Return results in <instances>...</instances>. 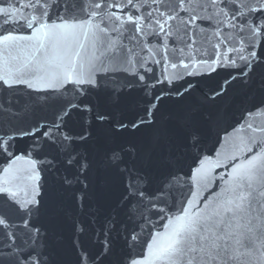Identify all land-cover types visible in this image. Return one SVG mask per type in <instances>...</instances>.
Segmentation results:
<instances>
[{
  "label": "snow or ice",
  "instance_id": "6c2138e0",
  "mask_svg": "<svg viewBox=\"0 0 264 264\" xmlns=\"http://www.w3.org/2000/svg\"><path fill=\"white\" fill-rule=\"evenodd\" d=\"M259 117L264 0H0V264H264Z\"/></svg>",
  "mask_w": 264,
  "mask_h": 264
},
{
  "label": "water",
  "instance_id": "95a60500",
  "mask_svg": "<svg viewBox=\"0 0 264 264\" xmlns=\"http://www.w3.org/2000/svg\"><path fill=\"white\" fill-rule=\"evenodd\" d=\"M99 53L96 52L90 44H86L85 46V50L82 51L81 55L82 57H84L86 60L87 59H92L94 58V55H98ZM20 59L21 62H27L32 58V54L28 51L25 52H21L20 54ZM143 55H147V53H144ZM38 59H40V70L38 72L39 75H50L52 72H54L56 69L54 67H52L49 62L43 57H39ZM224 73L221 72V75L219 77H216V79L221 80L222 82V78H223ZM17 95H20L22 97V99H26L25 96H23L22 93H18ZM36 118H39L40 116L44 115L43 111H41L40 109H37L36 111ZM258 119L264 120V117H259ZM242 135V133H238V134H234L233 140L229 143H225L222 141L221 145L217 146V150L221 153L222 158H227L229 156L232 155L233 151L235 150V145L237 143H239V137ZM218 171H222V170H218ZM213 191H218V189H213ZM204 195L206 197H208V199H211L210 196H208L207 193H204Z\"/></svg>",
  "mask_w": 264,
  "mask_h": 264
}]
</instances>
